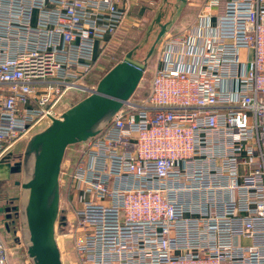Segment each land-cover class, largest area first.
I'll use <instances>...</instances> for the list:
<instances>
[{
    "label": "built area",
    "instance_id": "built-area-1",
    "mask_svg": "<svg viewBox=\"0 0 264 264\" xmlns=\"http://www.w3.org/2000/svg\"><path fill=\"white\" fill-rule=\"evenodd\" d=\"M127 2L0 0V160L94 90ZM155 51L147 96L62 162L77 264H264V0H203Z\"/></svg>",
    "mask_w": 264,
    "mask_h": 264
},
{
    "label": "water",
    "instance_id": "water-1",
    "mask_svg": "<svg viewBox=\"0 0 264 264\" xmlns=\"http://www.w3.org/2000/svg\"><path fill=\"white\" fill-rule=\"evenodd\" d=\"M164 13L158 12L151 22L145 36L153 25L158 30L142 60L133 58L138 46L128 50L97 80L93 91L52 117L49 124L27 139L21 160L4 163L7 155L0 160V168L5 172L21 173V179L16 181L20 186V202L12 209L18 214L21 239L32 264H63L55 226L58 219H63L59 218V174L66 148L95 136L132 96L147 59L166 33L169 20L162 22Z\"/></svg>",
    "mask_w": 264,
    "mask_h": 264
},
{
    "label": "rangeland",
    "instance_id": "rangeland-1",
    "mask_svg": "<svg viewBox=\"0 0 264 264\" xmlns=\"http://www.w3.org/2000/svg\"><path fill=\"white\" fill-rule=\"evenodd\" d=\"M163 7L167 8V5L165 6L163 5ZM176 16H177L176 10H171L167 18V20H169V24L172 20L174 21L175 18H177ZM149 19L150 18L145 19V17L142 19L140 18L139 21H137L135 24H131L129 21L130 20L129 16L127 17V13H126L124 22L119 28V30L115 33L111 41L108 42L107 45H105V47L101 50L98 61L94 69L90 73L88 79L97 81L113 64L119 61L128 50L136 46L138 47L133 55V58L142 60L145 57L146 53L148 52L155 38L156 31L158 30L157 25H153L152 30L148 33L147 37L145 36L149 27V23H148ZM177 21H178L177 25H179L181 22H183V18L181 17V19L179 20L177 19ZM167 31H171L170 26L168 27ZM155 48L151 56L147 59L143 76L137 88L135 89L134 93L131 96V99L133 101H140L144 99L149 92L150 79L156 61ZM80 97L81 94L79 95V93H76L75 91L69 92L67 94V100L71 103L77 101V99H80ZM27 139H22L21 141L15 143L13 148L6 154L7 155L6 156L7 160H5L6 162L13 164L15 161L21 160L22 152ZM78 144L79 143L73 144L66 148L62 161L63 164L65 162H70V164L72 163L74 164L77 158L76 156L78 154L77 153V148L79 146ZM64 170H65L64 165H61L60 174H59V186H60L59 218L60 216H64L65 214L70 215V217L72 216V212H69L71 206L70 204H68L65 194L67 181H66V177L62 175L64 174L63 173ZM20 179H21L20 172L8 173L0 168V207L8 208V210H2V213L0 214V235L5 241L9 252L8 255L9 263H10V256L13 255V252H15L16 247L21 248L24 256L26 250L21 239L18 214L14 209H12L13 206H18L20 202V186L19 184L16 183V181H19ZM6 214H9L8 218L5 217ZM66 231L67 228L62 227L61 221L60 219H58L55 226V237L59 246L61 260L63 264H77L76 254L74 253V241L76 237L72 234H69ZM28 264L30 263L28 262Z\"/></svg>",
    "mask_w": 264,
    "mask_h": 264
},
{
    "label": "crops",
    "instance_id": "crops-1",
    "mask_svg": "<svg viewBox=\"0 0 264 264\" xmlns=\"http://www.w3.org/2000/svg\"><path fill=\"white\" fill-rule=\"evenodd\" d=\"M202 1L203 0H185V2H181L179 0H168V2H164V0H128L126 4L127 5L126 13H127V17L129 16V19H130L129 21L131 24H135L137 21H139L140 18L141 19L144 17L145 19L150 18L148 22L149 23L148 29H149L151 22H152L150 20H152V18L155 17L158 12L165 11L164 17L162 18V22H164L167 20L170 11L176 10L177 18H175L174 21L172 20L170 24L167 26V29L170 26L171 31L166 30L168 34H171V33H176L180 31L185 26H187L188 24L192 23L195 20V16L198 10V5ZM163 5L164 6L167 5V8L163 7ZM181 17L183 18V22L177 25V22H178L177 19L179 20L181 19ZM172 30H175V31H172ZM114 35L111 37V39L114 37ZM111 39L109 40V42L111 41ZM80 94H81L80 99L85 96L84 93H79V95ZM78 100L79 99H77V101ZM1 208L2 207H0V209ZM2 209L4 210V208ZM69 212H73L72 208H70ZM64 216H67L68 219L70 218V215L65 214ZM28 262L32 264V262L30 261V259L28 258L26 254V250H25V256H24L21 248L16 247L15 252H13V255L10 256L9 264H28Z\"/></svg>",
    "mask_w": 264,
    "mask_h": 264
},
{
    "label": "flooded vegetation",
    "instance_id": "flooded-vegetation-1",
    "mask_svg": "<svg viewBox=\"0 0 264 264\" xmlns=\"http://www.w3.org/2000/svg\"><path fill=\"white\" fill-rule=\"evenodd\" d=\"M6 160H7V159H6ZM4 163H9V162H6V161H5ZM0 213H2V209H0Z\"/></svg>",
    "mask_w": 264,
    "mask_h": 264
}]
</instances>
